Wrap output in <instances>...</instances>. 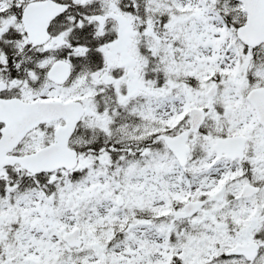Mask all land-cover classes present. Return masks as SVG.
<instances>
[{
  "label": "snow or ice",
  "instance_id": "obj_1",
  "mask_svg": "<svg viewBox=\"0 0 264 264\" xmlns=\"http://www.w3.org/2000/svg\"><path fill=\"white\" fill-rule=\"evenodd\" d=\"M0 264H264V0H0Z\"/></svg>",
  "mask_w": 264,
  "mask_h": 264
}]
</instances>
